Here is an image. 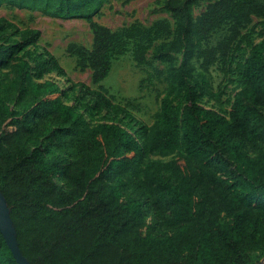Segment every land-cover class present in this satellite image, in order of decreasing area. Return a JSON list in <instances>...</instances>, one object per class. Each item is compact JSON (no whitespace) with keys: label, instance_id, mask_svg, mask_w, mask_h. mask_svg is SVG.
Here are the masks:
<instances>
[{"label":"trees","instance_id":"trees-1","mask_svg":"<svg viewBox=\"0 0 264 264\" xmlns=\"http://www.w3.org/2000/svg\"><path fill=\"white\" fill-rule=\"evenodd\" d=\"M27 1L45 16L88 23L91 47L66 52L94 88L76 84L82 96L68 98L46 79L66 72L39 51L40 30L0 17V198L21 261L0 229V264H264L262 0H216L197 17L199 0H165L173 31L166 21L102 26L93 17L105 0ZM253 18L261 21L248 29ZM161 39L152 59L166 70L153 76L166 90L146 126L102 83L129 51L148 66ZM216 65L229 80L237 75L227 115L200 103L198 78ZM103 113L111 120L92 124ZM149 157L171 158L144 165Z\"/></svg>","mask_w":264,"mask_h":264},{"label":"rangeland","instance_id":"rangeland-1","mask_svg":"<svg viewBox=\"0 0 264 264\" xmlns=\"http://www.w3.org/2000/svg\"><path fill=\"white\" fill-rule=\"evenodd\" d=\"M3 0L0 7V17L17 25L20 29L31 28L38 29L41 37L38 42V48L50 51L57 59L61 67L65 70V77H57L55 74L49 75L46 79L55 82L60 89L67 92V97H81L82 93L76 84L83 83L91 88V72L89 70L80 71L76 67V60L67 54V48L71 44L82 46L89 49L92 44V34L88 23L83 19H59L43 15L38 7H29V2L24 0ZM165 0H105L93 20L98 24L111 30H117L133 23L144 27H150L158 21H166L171 30H174V20L171 14L163 9ZM216 0H199L193 9V16H199L206 6ZM264 3V0H262ZM22 3L26 8H19L17 4ZM261 21L253 18L248 29ZM263 26H258L252 41L257 43L261 40ZM11 34L12 32H8ZM226 34L225 29L219 31L211 38V44H215ZM18 42L17 38L12 39ZM165 39L156 41L147 54L148 66H138L129 51L125 55L114 60L109 76L103 81L102 85L109 94L114 97V102L118 103L133 118L146 126H150L159 111L161 98L165 95L166 83L163 79H157L153 76V69L161 71L166 70V64L155 61L152 55L155 49ZM241 53L246 56L248 51L243 44ZM176 66L182 61L181 54L175 55ZM197 73H200L197 71ZM237 75L230 80L225 78L219 65L210 69L206 74L198 78V82L204 88L206 96L200 103L209 109H213L220 114L227 115L230 106L234 100L235 94L239 91L236 81ZM9 81H5V84ZM4 88H2L3 91ZM264 115V109L260 110ZM111 120V116L100 114L95 116L92 124L102 123ZM128 120L118 118L119 124H125ZM264 150V143L262 144ZM259 148L251 146L249 153L256 155ZM182 150L175 155L181 154ZM159 157H149L144 161V165L149 161L168 160ZM6 208V207H5ZM8 209L6 208V213ZM149 221H152L150 215H147ZM0 229L4 232L8 241L14 239V232L5 218L4 212L0 209Z\"/></svg>","mask_w":264,"mask_h":264},{"label":"water","instance_id":"water-1","mask_svg":"<svg viewBox=\"0 0 264 264\" xmlns=\"http://www.w3.org/2000/svg\"><path fill=\"white\" fill-rule=\"evenodd\" d=\"M6 206L4 205V203H3V201L1 200V198H0V209L4 212V215H5V218L6 219H8V223H9V225H10V227L12 228V226H11V224H10V222H9V218H8V212L6 213V208H5ZM13 230V229H12ZM2 231V230H1ZM3 232V231H2ZM14 232V231H13ZM3 234H4V232H3ZM4 236H5V234H4ZM5 238H6V236H5ZM6 240H7V238H6ZM7 242H8V244H9V246H10V249H11V252H12V254H13V256L18 260V261H20V259H19V255H18V252H17V249H16V247H15V235H14V239L12 240V241H8L7 240ZM21 262V261H20Z\"/></svg>","mask_w":264,"mask_h":264}]
</instances>
